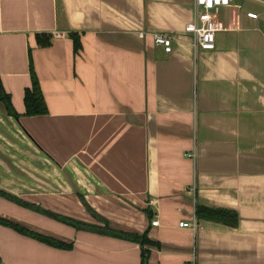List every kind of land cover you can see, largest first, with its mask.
Here are the masks:
<instances>
[{"label":"crops","instance_id":"crops-1","mask_svg":"<svg viewBox=\"0 0 264 264\" xmlns=\"http://www.w3.org/2000/svg\"><path fill=\"white\" fill-rule=\"evenodd\" d=\"M193 5L0 0V80L19 113L0 101V216L71 245L0 224L1 264H264V21L232 0L215 49L196 52ZM160 32L181 37L172 52ZM31 56L44 115L24 114ZM198 204L238 223L180 227Z\"/></svg>","mask_w":264,"mask_h":264},{"label":"trees","instance_id":"trees-1","mask_svg":"<svg viewBox=\"0 0 264 264\" xmlns=\"http://www.w3.org/2000/svg\"><path fill=\"white\" fill-rule=\"evenodd\" d=\"M71 36L74 39L75 47L77 49H80L81 41H80L79 34L72 33ZM37 39H38L39 44L41 45L47 46L52 43V35L48 33L37 34ZM31 76H32V86L28 87L25 91L26 111L24 114L28 116L47 114L49 112V109H48L47 102L45 100V97H44V94L41 88L39 77L34 68L32 56H31ZM0 101L4 102L7 108V112L10 115L19 116V113L15 110L12 104L10 95L4 90L1 80H0ZM0 194L6 195L1 190H0ZM196 216L198 219L204 218V219L215 220V221H220V222H230L235 225L238 223L237 213L235 211H231V210L224 209V208L207 207V206L198 204L196 208ZM0 224L10 226L16 229L20 233L32 236L40 241H43L53 246L63 247V248L71 247V245L67 244L66 242L62 240H59L49 235H45V234L33 231L24 225H21L17 222L6 219L2 216H0ZM79 224H82V223H79ZM141 239H143L144 242L149 241L147 238V234L142 236ZM1 262H2V259L0 257V264Z\"/></svg>","mask_w":264,"mask_h":264},{"label":"built area","instance_id":"built-area-1","mask_svg":"<svg viewBox=\"0 0 264 264\" xmlns=\"http://www.w3.org/2000/svg\"><path fill=\"white\" fill-rule=\"evenodd\" d=\"M232 0H194L193 5V20L189 22L186 27V33L192 35V46L196 52L198 50H212L216 47L217 34L226 30L227 24L222 18V8L229 6ZM251 16H256L252 13ZM140 36H146L145 32H141ZM156 45L164 47L166 52H172L174 43L180 40V36L171 33H153L152 34ZM160 221L154 219L152 225H159ZM180 227L189 228L193 232L199 230L200 223L197 217L190 221H181ZM190 264H196L193 257Z\"/></svg>","mask_w":264,"mask_h":264},{"label":"rangeland","instance_id":"rangeland-1","mask_svg":"<svg viewBox=\"0 0 264 264\" xmlns=\"http://www.w3.org/2000/svg\"><path fill=\"white\" fill-rule=\"evenodd\" d=\"M236 3L239 10L253 11L252 13H256L264 21V0H236Z\"/></svg>","mask_w":264,"mask_h":264}]
</instances>
